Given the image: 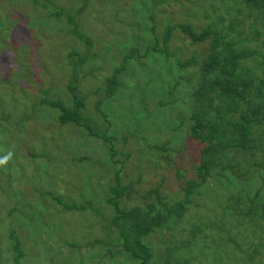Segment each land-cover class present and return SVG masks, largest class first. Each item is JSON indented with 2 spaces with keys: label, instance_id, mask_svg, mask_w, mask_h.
Instances as JSON below:
<instances>
[{
  "label": "rangeland",
  "instance_id": "1",
  "mask_svg": "<svg viewBox=\"0 0 264 264\" xmlns=\"http://www.w3.org/2000/svg\"><path fill=\"white\" fill-rule=\"evenodd\" d=\"M50 1L51 7L42 8L33 0H0V155L14 153L0 168V264H15L11 234L26 253L20 264H137L122 247L107 250V243H94L106 240L104 227L115 216L107 203L113 196L110 188L118 178L126 188L120 206L127 209L156 199L153 190L168 207L184 197L181 187L185 178H193L202 146L189 136L187 122L182 123L189 115L191 88L180 76L198 67L177 68L176 59L205 57L209 48L207 40L192 42L179 28L168 43L170 57L145 53L147 44L162 48L168 25H187L195 32L215 26L225 32L232 22V35L250 39L239 43V50L257 52L243 64L257 74L264 56V14L249 11L241 0H87L81 12L83 0ZM49 11L52 17H47ZM72 16L89 46L71 35L73 24L67 19ZM252 25L261 36L251 33ZM132 46L143 56L127 62L124 57ZM72 52L86 57H67ZM68 59L81 64L75 80L78 93L110 140L59 125L55 109L42 103L48 96L71 99ZM125 62L119 74L122 86L105 98L106 78ZM171 87L174 103L158 106L159 100L170 98ZM22 111L29 116L25 122ZM258 151L233 161L236 172L253 165L248 175L236 179V186L211 178L192 195L181 217L173 216L145 237L153 261L264 264V222L249 220L234 203L225 204L236 187L264 194V178L254 165L264 162ZM80 157L85 160L70 161ZM176 169L185 172L184 178ZM57 201L86 206L66 210Z\"/></svg>",
  "mask_w": 264,
  "mask_h": 264
},
{
  "label": "trees",
  "instance_id": "2",
  "mask_svg": "<svg viewBox=\"0 0 264 264\" xmlns=\"http://www.w3.org/2000/svg\"><path fill=\"white\" fill-rule=\"evenodd\" d=\"M85 2L87 0H83L78 12L83 10ZM241 2L248 5L249 11L256 10L258 13L264 14V0H241ZM33 3L42 8L52 6L50 0H33ZM52 16L53 13L49 11L47 17ZM60 16H62V12L58 10L56 18L59 19ZM74 18V16L66 18L69 24H73L71 35L77 41L84 43L85 46H89L88 37L79 30ZM230 25L231 27L225 32L217 30L215 26H209L200 32H195L187 25H168L162 33V48L147 44L145 53L151 51L170 57L168 43L172 32L176 28H179L192 42L208 41L209 48L205 57L192 56L184 62L179 58L176 59L177 68L178 66L179 68H189L192 65L198 67L196 73H186L180 77L190 81L191 93L187 95L190 100L189 115L182 123L187 122L189 136L195 143L202 146L198 153L199 159L192 167L193 178H185L184 185L181 187L184 197L170 207L162 202L156 190L152 191L156 199H151L144 206L137 205L130 209L120 206L126 188L121 187L118 184V178H116V185L110 188V193L113 196L107 199V203L115 211V216L104 227L106 240H95L94 243L105 247L107 243L109 245L107 250H110L111 247H122L129 254V258L136 261L137 264H157L155 260L153 261L152 248L144 242L145 237L154 231V228H161L167 221H171L173 216L181 217L186 204L192 200V195L196 194L197 190L207 184L211 178H225L224 182L229 183L231 181L236 186V179L248 175L250 172L249 167L253 166H247L244 170L236 172L233 161L237 159L238 155L246 154L248 158L250 153L251 156H256V152L260 148L258 153L264 155V128L258 129L256 127L258 124L264 125V56H260L263 61H260L257 65L260 73L254 74L249 67L244 66L243 64L257 52L246 47L239 50V43H243L245 40L250 41V39L248 37L239 38L238 34L232 35L231 33L234 31L232 22ZM250 31L253 35H262L255 25L250 27ZM80 55L82 54L72 52L67 57L72 59L86 57ZM142 56L138 49L132 46L129 49V54L124 58L128 62L137 60ZM68 60L73 70V79L66 82L67 93L71 96V99L65 102L48 96L42 99V103L55 109V120L59 125L68 124L67 126L78 128L89 136L110 140L111 138L106 137L105 132L99 131L98 126L85 110L84 97L78 93L79 86L75 83V80L80 74L77 66L81 64L75 63L71 59ZM125 65L126 62L119 69H115L109 78H106L104 85L105 98H111L118 93L119 87L122 86L119 74L126 69ZM195 75L197 76L195 77ZM168 94L170 98L165 102L159 100L158 106L164 107L174 103L172 99L174 87L169 89ZM99 105L100 102L95 107L97 111H99ZM28 117L22 111L21 122H25ZM14 125L19 126L20 122H15ZM151 147L160 149L156 145ZM71 159V162L85 160L83 157L73 158L75 160ZM254 165L260 170L258 175L264 178V162L259 161ZM176 172L184 178V171L180 172V169H176ZM114 174L119 173L115 171ZM233 189L234 192L231 195L233 199L231 198V201H228L229 203L225 202V204L232 205L234 203L237 208H242L241 214L249 220L259 219L264 222V194L261 195V190L250 193L243 187L238 188V190L237 187ZM146 198H149V195ZM57 202L63 205L66 210L78 211L86 206L64 205L60 201ZM231 210L235 211V207H231ZM113 227L118 230V235L114 234ZM107 228L110 230H107ZM16 238L15 235H10L12 259L15 264H20V260L25 257L26 253L21 247L20 241ZM8 250L10 251V249ZM165 264H171V262L166 261Z\"/></svg>",
  "mask_w": 264,
  "mask_h": 264
},
{
  "label": "clouds",
  "instance_id": "3",
  "mask_svg": "<svg viewBox=\"0 0 264 264\" xmlns=\"http://www.w3.org/2000/svg\"><path fill=\"white\" fill-rule=\"evenodd\" d=\"M13 155L14 153L12 151H7L5 154L0 155V168L6 167L13 159Z\"/></svg>",
  "mask_w": 264,
  "mask_h": 264
}]
</instances>
